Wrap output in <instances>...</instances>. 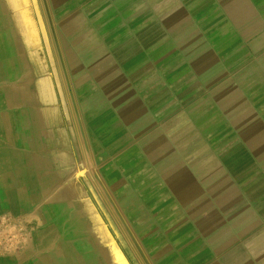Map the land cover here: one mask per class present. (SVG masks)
<instances>
[{
    "label": "crops",
    "instance_id": "crops-1",
    "mask_svg": "<svg viewBox=\"0 0 264 264\" xmlns=\"http://www.w3.org/2000/svg\"><path fill=\"white\" fill-rule=\"evenodd\" d=\"M38 2L46 59L0 0V264H264V0Z\"/></svg>",
    "mask_w": 264,
    "mask_h": 264
},
{
    "label": "rangeland",
    "instance_id": "rangeland-1",
    "mask_svg": "<svg viewBox=\"0 0 264 264\" xmlns=\"http://www.w3.org/2000/svg\"><path fill=\"white\" fill-rule=\"evenodd\" d=\"M3 2H8L9 4V9H10V14L12 16V12L17 13V15L20 17V19L22 20V22L18 20L22 23V28L23 29V33H22V37H23V41H24V48H25V54H29V51H31V54H41L42 57L48 58L50 55L49 51L52 49V45L49 44L48 42V35H47V27L44 23L45 20V15L44 12L42 11V9L40 8L39 4V0H24V12L21 13L20 9H17V6H15L16 1L15 0H2ZM23 6V5H21ZM29 8V9H28ZM3 9L0 7V14L2 15ZM12 20V19H10ZM33 20L36 21L37 25L40 28V33H41V44L39 46H37L36 48L33 49V45L32 42H30V40H32V34H33V27H32V22ZM13 24V21L11 22ZM40 47V51H38V48ZM33 50L35 51L33 53ZM62 77L60 75L57 76V80H58V84H60ZM111 226V224H113V220L112 218L106 219V225ZM122 226H125L123 220L121 223ZM113 236L110 234H107L106 241L109 242H113ZM124 237H122L123 239ZM127 242V239H124ZM126 260H128V254H129V250L126 246ZM142 258H140L138 256V259L136 260L137 264H148L147 261L140 260Z\"/></svg>",
    "mask_w": 264,
    "mask_h": 264
},
{
    "label": "built area",
    "instance_id": "built-area-1",
    "mask_svg": "<svg viewBox=\"0 0 264 264\" xmlns=\"http://www.w3.org/2000/svg\"><path fill=\"white\" fill-rule=\"evenodd\" d=\"M29 236V227L23 220L5 212L0 216V254H17Z\"/></svg>",
    "mask_w": 264,
    "mask_h": 264
},
{
    "label": "bare ground",
    "instance_id": "bare-ground-1",
    "mask_svg": "<svg viewBox=\"0 0 264 264\" xmlns=\"http://www.w3.org/2000/svg\"><path fill=\"white\" fill-rule=\"evenodd\" d=\"M7 5H8V3H7ZM7 9V8H6ZM15 15H16V18H15V21L16 22H14V27L17 29L18 28V26L20 27V28H22V20L20 19V17L17 15V13H16V11H15ZM3 16V15H2ZM6 16V15H5ZM2 18V17H1ZM7 18V17H6ZM9 18V17H8ZM18 18H19V20L22 22H20L19 20H18ZM6 22V21H5ZM3 24V23H2ZM13 28V27H12ZM4 29V28H3ZM7 29V28H6ZM21 31V30H20ZM16 32V31H15ZM9 38V37H8ZM10 40V39H9ZM11 41V40H10ZM11 43V42H10ZM4 47V46H3ZM5 50V49H4ZM4 50H2V52L4 53ZM100 259V258H99ZM105 259V258H104Z\"/></svg>",
    "mask_w": 264,
    "mask_h": 264
}]
</instances>
